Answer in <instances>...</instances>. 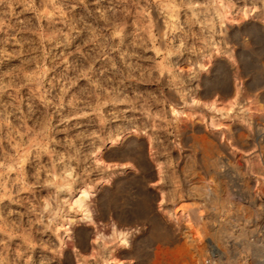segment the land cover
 <instances>
[{"label":"rangeland","instance_id":"obj_1","mask_svg":"<svg viewBox=\"0 0 264 264\" xmlns=\"http://www.w3.org/2000/svg\"><path fill=\"white\" fill-rule=\"evenodd\" d=\"M216 249L264 264V0H0V264Z\"/></svg>","mask_w":264,"mask_h":264},{"label":"bare ground","instance_id":"obj_2","mask_svg":"<svg viewBox=\"0 0 264 264\" xmlns=\"http://www.w3.org/2000/svg\"><path fill=\"white\" fill-rule=\"evenodd\" d=\"M95 158V157H94ZM97 158V157H96ZM95 160V159H94ZM96 161V160H95ZM99 160H97L98 162ZM80 194L77 198H75L73 201H72V205H75L78 210L80 211L81 215H83L84 217L86 218H90V215L88 213V193L83 190L82 192L78 193ZM73 198V197H72ZM71 205V206H72ZM84 218V219H86ZM185 228L186 229H190V226L185 225ZM191 231L189 232V236H191ZM206 259V258H205ZM205 259L202 261V262H205ZM204 264V263H203Z\"/></svg>","mask_w":264,"mask_h":264},{"label":"built area","instance_id":"obj_3","mask_svg":"<svg viewBox=\"0 0 264 264\" xmlns=\"http://www.w3.org/2000/svg\"><path fill=\"white\" fill-rule=\"evenodd\" d=\"M225 253L223 251L219 250H212V252L207 255L204 264H225Z\"/></svg>","mask_w":264,"mask_h":264}]
</instances>
